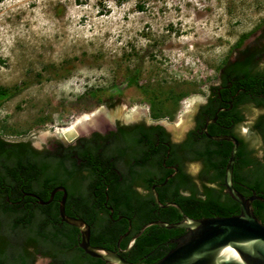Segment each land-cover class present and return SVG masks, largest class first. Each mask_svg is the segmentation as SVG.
Instances as JSON below:
<instances>
[{"label":"rangeland","instance_id":"rangeland-1","mask_svg":"<svg viewBox=\"0 0 264 264\" xmlns=\"http://www.w3.org/2000/svg\"><path fill=\"white\" fill-rule=\"evenodd\" d=\"M263 24L264 0L0 1V86L18 89L0 102V137L43 150L55 131L70 140L98 125L85 117L111 103L107 112L122 115L165 112L178 139L236 43L246 34L240 49L256 43ZM136 70L138 84L122 86ZM96 90L114 95L99 102ZM258 115L251 109L240 132L261 156L249 128ZM74 125L77 132L64 135ZM199 169L188 171L196 177Z\"/></svg>","mask_w":264,"mask_h":264},{"label":"trees","instance_id":"trees-1","mask_svg":"<svg viewBox=\"0 0 264 264\" xmlns=\"http://www.w3.org/2000/svg\"><path fill=\"white\" fill-rule=\"evenodd\" d=\"M249 36L250 34L243 35L236 43V48L242 47ZM263 39L264 34L254 45L245 47L243 51L249 53L248 58L239 60L226 71L223 85L228 87L231 81L232 85L231 89L223 91V94L239 92L243 101V97L252 95L256 104H264V99L259 97L264 96V70L254 71L256 59L264 60V44L261 46L259 42ZM138 79L139 73L136 70L121 85H136ZM17 91L16 88L0 86V102L11 98ZM116 92H121V86L116 87ZM91 94L102 102V96L108 92L96 90ZM108 95L113 96L114 93ZM183 95V93L179 95L175 101ZM236 114L238 120H242L241 116ZM153 115L154 118H161L166 116V113L155 111ZM252 127L261 136L263 154L257 157V151L250 150L247 143L242 140L236 157L233 184L246 196L252 194L246 188L248 186L264 198V115L260 116ZM160 130L161 128H153L152 132L154 135L160 134V139L164 140ZM150 136H152L150 130L142 126L136 127L127 146L122 151L118 150L124 157L131 155L132 151L134 152L132 156L143 159V162L125 165L124 168L128 171L124 180L118 183L116 190L113 184L110 193V204L118 207L120 215L132 219L133 234L138 233L144 224L151 221L177 223L182 220L177 208H161L151 193L142 195L133 190L134 186L140 183L146 190L151 189L153 177L158 175L160 161L166 153L165 149L159 150L163 155L158 151L152 162L148 159L149 155L145 150L158 142L156 137L151 139ZM81 143L82 146L70 149L59 144L54 150H37L30 142H11L0 137V264H34L37 254L50 258L51 264H107L86 254L78 246L79 229L62 221L59 202L56 201L62 197L61 192L56 195L55 201L47 205L33 204L27 202L29 198L23 197L25 192H34L44 201H48L51 192L57 186L66 187L68 192L66 214L82 217L93 225L95 230L93 229L91 236L92 245L108 246V243L115 241L126 231L128 228L126 221L118 223V227L111 228L108 214L102 207L100 208L104 202V196L100 194L103 190L101 165L79 162V158L96 155L100 145L85 140ZM182 148L184 156L173 159L179 163L180 172L168 181L164 188L165 192L160 190L161 203L165 205L168 202H176L188 217L194 219L239 214V204L225 192L224 186L225 170L232 145L222 148L215 141L197 143L190 138ZM187 160H200L203 163L199 178L201 186L196 182V178L187 173L185 169ZM250 165L251 169L245 173V167ZM164 179L163 176L161 182ZM96 188L100 190L97 191ZM252 208L255 215L264 223V202L255 200ZM185 233L184 229L150 226L137 238L126 258L136 264H156L175 247L172 241Z\"/></svg>","mask_w":264,"mask_h":264},{"label":"flooded vegetation","instance_id":"flooded-vegetation-1","mask_svg":"<svg viewBox=\"0 0 264 264\" xmlns=\"http://www.w3.org/2000/svg\"><path fill=\"white\" fill-rule=\"evenodd\" d=\"M263 44H264V39L262 40L260 45L262 46ZM252 45H249V46H252ZM244 49L245 47L241 49L240 48L237 49V51L234 52V54L231 57H229L228 62H226L221 67L220 75L218 78V83L209 89V91L206 93V96L202 98L200 97V99L198 98L197 101L196 99L193 100V102L194 101L199 102V105L195 107V110L193 111L191 115L189 126H187L184 129V132L178 136V139L174 138L173 131L171 127L168 125L169 124L168 121H170L169 118L167 119L153 118L151 107H149V111L147 114L144 113L140 117L139 116L136 117L134 113H127V114H130V116L128 118H125V114H126L125 113L123 117L115 119V121L113 122H111V120L109 119H107V121L104 119L102 122H99L98 125H95V126L93 125V127L90 125L91 129L88 131V134L86 135L80 134L79 137L76 139V141L73 144H70L68 146L64 145L56 137V135H54L55 142L52 145L48 146L46 149L54 150L55 148L59 147V144H62L65 148H68V149L76 148L78 146H82V143H81L82 140H85V142H88V143L90 141L91 142L94 141L98 145H100V149L96 155L94 156L88 155L84 159L79 158V162L101 165L100 170L102 172L100 176H101V181L103 183V190L100 192V194L101 196H104V202H103V205L100 206V208L102 207L104 212L108 214L111 228L118 227V223H121L123 221L127 222L128 228L126 231L121 233L115 241L108 243V246L107 245H94V246L108 248L116 252H119V250L126 251L131 239L135 235L133 234L132 219L126 215H123V214L120 215L118 212V207L116 208L112 204H110V197H111L110 193L112 192L111 189H112L113 184H114L113 187L116 190L118 189V183H121L124 180L125 173H127L128 171V170H125L124 168L125 165L129 166V165H135L137 162H143V159L132 156V154L134 153L132 151H131V155H129L128 157H124L121 152L118 153V150L122 151V149H124V147L127 146L129 140L132 138L131 137L132 133L136 127L142 126L146 130H150V133L152 135L150 136L151 139H154L156 137V139L158 140V142L155 145H150L145 150V153L149 155L148 159L151 160V162L154 160V156L159 150L162 151L163 149H165V152H166L164 155V158H162L160 161L161 168L159 169L158 175L156 174L153 177L154 183L152 184L151 189L146 190L144 185L141 183L136 184L133 189L136 193H139L142 195L151 193L153 197H154V190H153L154 186H156L155 190L157 191L160 197V190L165 192L164 188L166 187L168 183L167 182L165 185H162L164 181L168 177H170L168 181L173 179L180 172L179 163L174 162L173 159L174 157H177V156H181V157L184 156L182 147L186 144V142L190 138L191 140H194L197 143L206 142L207 140L215 141V142H218L219 146L223 148V147L229 146V144H231L233 147V143L229 141H223V140H219V141L212 140L210 139L209 135L211 136H232L238 140L239 147L241 146V142L243 140L245 143H247V147L250 150L254 149L251 146L250 142L245 137H243L240 132V128L248 123L247 117L251 109L260 111V115L257 116L255 121L252 122L249 128L260 138L261 148H262L263 142H262L261 136L259 132L253 129L252 126H255L258 118L264 115V104L262 105L256 104V101L254 100V97H252V95L243 97L244 98V101H243L240 98L239 92H237L236 94H233V93L223 94L222 93L223 91H226L227 89H231V85H232V81L229 83L228 87H225L223 85L224 84L223 76H225L226 71L229 68H231L232 65H234L239 60H246L248 58L249 53L248 54L244 53L245 51ZM254 64H255V67H254L255 72H261L262 70H264V60H259V58H257ZM259 97L262 100L264 99V96L262 95ZM106 101L110 103L111 99H108ZM112 106L113 105L110 103L108 104L106 108L109 110V108H111ZM236 113H238V115L241 116L242 120H238V118L236 117L237 115ZM153 128H159V129L161 128L162 131L160 130V133H162L164 140L160 139V134L154 135V133L152 132ZM24 142H30V141L26 140ZM30 144L34 149H37L31 142ZM262 152L263 150L261 149V156L263 154ZM105 154H107V156H105ZM76 156L78 157V155H75V157ZM261 156L257 155V157H261ZM193 165H197L200 168L199 173L196 175V177L194 176L193 177L196 178V182L198 183L199 186H201L199 178L202 173L203 163L200 160H190V161L187 160L185 162V169L187 173L190 174V172L188 171V168ZM251 167H252L251 165L245 167L244 169L245 173H247L251 169ZM234 169H235V165H234ZM163 176L165 179L161 182ZM246 188L250 190L252 193L249 196L245 195L246 197H250L254 194H256L257 196H260L257 194V192L252 191L250 187L247 186ZM96 190L98 191L100 189L96 188ZM59 192H61L62 197H63V192L62 191H59ZM59 192L55 194L52 201H55V197ZM23 197L29 198V201L27 202H30L33 204H37V203L41 204L40 200H43L37 193H34V192H25ZM62 197L59 200L56 199V201L59 202V205H60V201ZM67 199H68V196H67ZM66 203H67V200H66ZM44 205H47V204H44ZM72 217L82 218L79 216H72ZM89 225L91 228V236H92V232L94 228H93V225L91 224ZM78 240H79L78 246L80 247L79 245L80 244V234H79ZM132 248L126 252L120 253V255L127 261L129 260L126 258V255L132 250ZM39 257H44V256H42L41 254H37L36 261ZM44 258H47V257H44ZM47 259L49 260V264H51L52 260L50 258H47Z\"/></svg>","mask_w":264,"mask_h":264},{"label":"water","instance_id":"water-1","mask_svg":"<svg viewBox=\"0 0 264 264\" xmlns=\"http://www.w3.org/2000/svg\"><path fill=\"white\" fill-rule=\"evenodd\" d=\"M99 110L107 112L106 106ZM98 110V111H99ZM90 126L80 129L79 134L67 140L63 137L62 131H55L56 137L66 146L73 144L82 132H88ZM86 130V131H85ZM212 140H223L233 143L231 155L225 170L224 186L225 192L240 206V213L229 217H207L194 219L188 217L182 207L176 202L162 204L156 186L153 187L155 202L161 208L175 207L178 209L182 220L177 223L164 221H151L144 224L131 239L126 251L130 250L137 238L150 226L157 225L167 229H184L186 233L172 243V248L156 264H264V223L255 215L252 203L255 200L264 202V198L256 194L246 197L238 191L233 184L234 165L239 148V142L232 136H211ZM168 177L162 185L168 182ZM63 192L59 205V214L63 222L74 226L80 231V248L88 255L98 258L107 264H136L124 259L119 252L108 248L94 246L91 244L90 225L82 218L68 216L66 214L67 190L59 186L51 192L48 201L40 200L41 204H49L55 194Z\"/></svg>","mask_w":264,"mask_h":264},{"label":"bare ground","instance_id":"bare-ground-1","mask_svg":"<svg viewBox=\"0 0 264 264\" xmlns=\"http://www.w3.org/2000/svg\"><path fill=\"white\" fill-rule=\"evenodd\" d=\"M126 114H125V118H128L130 116V114H127V115ZM121 117H123V115L121 114L120 111L104 112V110H99V111L95 112L94 114H92L91 116H86L84 121L92 124L93 122H96L97 120H99V122H102L104 119L106 121H107V119H109V120H111V122H113V121H115V119H118V118H121ZM78 122L81 123L82 121H78ZM77 128H78V126L74 125V127L71 128V129H64V135H66L68 137L72 136L74 133L77 132Z\"/></svg>","mask_w":264,"mask_h":264}]
</instances>
